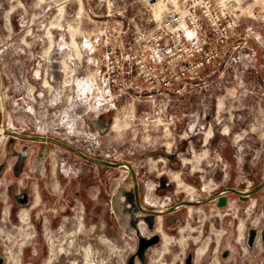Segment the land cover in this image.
<instances>
[{"label":"rangeland","instance_id":"rangeland-1","mask_svg":"<svg viewBox=\"0 0 264 264\" xmlns=\"http://www.w3.org/2000/svg\"><path fill=\"white\" fill-rule=\"evenodd\" d=\"M223 1L237 37L212 66L157 91L135 75L128 47L168 0H0V129L5 122L128 162L152 191L154 176H165L173 190L151 194L160 205L189 196L195 172L207 192L248 185L245 161L263 177L264 0ZM120 29L127 65L112 85L105 47ZM21 144L27 154L15 161ZM39 144L0 138V264H127L134 241L118 203L127 169L53 143L40 154ZM172 153L177 168L168 165ZM19 194L27 201L16 202ZM246 215L234 203L189 207L175 231L158 225L162 241L143 264H264V251L243 243Z\"/></svg>","mask_w":264,"mask_h":264},{"label":"built area","instance_id":"built-area-1","mask_svg":"<svg viewBox=\"0 0 264 264\" xmlns=\"http://www.w3.org/2000/svg\"><path fill=\"white\" fill-rule=\"evenodd\" d=\"M158 0H146L157 3ZM154 25L139 31L128 47L135 75L150 89L167 91L208 68L238 35L223 0H168ZM122 30L113 34L105 47L106 73L112 85H119L127 59Z\"/></svg>","mask_w":264,"mask_h":264},{"label":"flooded vegetation","instance_id":"flooded-vegetation-1","mask_svg":"<svg viewBox=\"0 0 264 264\" xmlns=\"http://www.w3.org/2000/svg\"><path fill=\"white\" fill-rule=\"evenodd\" d=\"M2 108H0V116H2ZM6 128H8L6 126ZM10 129V128H9ZM13 130V129H11ZM17 131V130H14ZM22 134L27 135H39V134H31L26 132H20ZM3 137H11L17 138L21 141H31L40 143L36 150L38 153H42V150L48 147L50 142L34 140V139H27V138H20L16 137L11 134H6ZM2 138V137H0ZM27 145L21 144L18 150H15V161H19L24 159L27 150ZM221 153L224 155L223 151ZM166 158L168 161V165L170 168H177L178 166V159L176 158L175 154H166ZM226 158L230 159L229 156ZM133 167V166H132ZM243 169L246 172L247 179L249 184L247 185L244 181L235 183H219L213 190L207 192L206 186L204 183H201V179L199 178L200 175L195 172L191 177L186 178L193 189H195L189 196L178 198L173 201H169L164 205L158 204L154 198H152L151 194L157 196L159 199L165 197L166 193L170 190H173V184L167 180L165 176H154L156 181V188L152 191V189H148L147 180L145 175L141 173H137L134 169L135 174V182L131 177V173L127 169L126 174V183L125 186L122 188V195H119L118 203L120 213L122 215V220L124 222V226L129 233L132 234L130 238L134 241V250L131 252L130 257H133L134 264L140 263V260L137 256L138 252V243L139 240H150L155 238L156 242L149 245L143 252V259L144 261L147 258V255L162 241V234L161 231L158 229V225L161 228H164L169 231H175L179 222H181L184 218V214H186L187 209L190 207H202L207 208L209 206H213L217 210H224L229 206L231 203H234L237 207V214L246 215L245 219L243 220V226L245 220H249V226L245 227L243 231V243L247 249L252 248H259L264 251V243L262 236H264V186L260 187L254 192L244 194L245 191L253 188L257 185L264 176L259 178L258 168L256 166H251L248 164L247 161L243 162L242 164ZM198 171V170H197ZM221 171V170H220ZM231 177V172L229 173ZM220 173L217 171L214 173L213 178L219 181ZM231 188L233 190L223 191V189ZM150 190V192H149ZM238 191V192H237ZM148 193V194H147ZM222 196H225V204L221 207L217 205L218 199ZM208 198L204 202H200ZM153 199L154 202L151 200ZM192 200L196 201L197 203L189 204V205H181L174 209L172 208L175 204L183 200ZM150 200V201H149ZM24 194H19L17 196L16 202H25ZM170 209V210H169ZM157 211H166L160 214H157ZM241 218L237 219V225ZM251 219V220H250ZM250 229H255V233L253 235V242L252 245L248 244V232ZM242 231V228H237V231ZM237 243L239 241L237 240ZM143 261V262H144ZM185 264H189V259L185 260Z\"/></svg>","mask_w":264,"mask_h":264},{"label":"water","instance_id":"water-1","mask_svg":"<svg viewBox=\"0 0 264 264\" xmlns=\"http://www.w3.org/2000/svg\"><path fill=\"white\" fill-rule=\"evenodd\" d=\"M3 80H2V76H1V70H0V101H1V104H2V113H3V116L5 117V113H6V109H5V103H4V95H3ZM2 128H3V134H11V135H14L16 137H20V138H27V139H34V140H40V141H46V142H50V143H53L59 147H62L63 149L67 150V151H70L76 155H78L79 157L85 159L86 161H89L91 163H96V164H100V165H106V166H112V167H125L126 169H128V171L131 173V177L133 178L134 182H135V174H134V169L132 167V165L128 162H124V161H110V160H106V159H103V158H99V157H94V156H91L77 148H75L74 146L62 141V140H59L57 138H53V137H50V136H43V135H27V134H22V133H19L17 131H14V130H11V129H7L6 128V124L5 122L3 123L2 125ZM151 153V152H149ZM264 186V179H262L257 185H255L253 188L247 190L244 192V194H247V193H251V192H254L256 191L257 189H259L260 187ZM227 190H233L231 188H227V189H223V191H227ZM238 192V191H237ZM123 192H122V189L120 190V195H122ZM208 198H205L203 200H200V202H204L205 200H207ZM225 196H222L218 199V202H217V205L219 207L223 206L225 204ZM194 203H197L196 201H192V200H183V201H180L178 202L177 204H175L172 208L170 209H174L178 206H181V205H189V204H194ZM169 209V210H170ZM163 212H166V211H163ZM162 211H157L156 213L157 214H160V213H163ZM255 233V229H250L248 234V244L249 245H252V242H253V235ZM262 239H263V243H264V236H262ZM154 242H156V239L153 238V239H150V240H139V243H138V252H137V256L141 262V264H143V252L144 250L151 244H153ZM134 258L133 257H129V259L127 260V264H134Z\"/></svg>","mask_w":264,"mask_h":264},{"label":"bare ground","instance_id":"bare-ground-1","mask_svg":"<svg viewBox=\"0 0 264 264\" xmlns=\"http://www.w3.org/2000/svg\"><path fill=\"white\" fill-rule=\"evenodd\" d=\"M155 4H156V2L154 3V5H155ZM225 126H226V125H225ZM227 128H228V127H225L224 130L226 131ZM7 129H9V128H7ZM225 133H226V132H225ZM2 136H6V134H3V128L0 129V137H2ZM148 185H149V184H148ZM148 189H149V188H148ZM149 192H150V190H149ZM147 194H148V193H147ZM149 201H150V200H149ZM189 210H190V209H189Z\"/></svg>","mask_w":264,"mask_h":264}]
</instances>
